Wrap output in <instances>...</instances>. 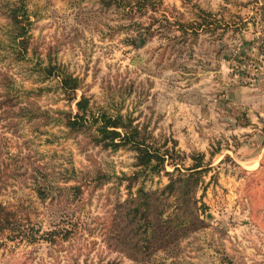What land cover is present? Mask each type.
Instances as JSON below:
<instances>
[{
    "label": "rangeland",
    "instance_id": "1",
    "mask_svg": "<svg viewBox=\"0 0 264 264\" xmlns=\"http://www.w3.org/2000/svg\"><path fill=\"white\" fill-rule=\"evenodd\" d=\"M263 68L264 0H0V264H264Z\"/></svg>",
    "mask_w": 264,
    "mask_h": 264
},
{
    "label": "trees",
    "instance_id": "2",
    "mask_svg": "<svg viewBox=\"0 0 264 264\" xmlns=\"http://www.w3.org/2000/svg\"><path fill=\"white\" fill-rule=\"evenodd\" d=\"M23 15V20H27L28 15L25 13ZM18 17L19 14H12L11 20L14 21V24H18L19 22L21 23L23 21L19 20ZM17 29L19 32H16L15 36L11 37V39L13 41H16V38L23 36V40H25L23 49L27 52V40L28 38H30L29 30L23 24L22 26H18ZM57 69L58 67H56L54 64H51L50 62H48L46 66L40 68V70L43 71L45 75H50ZM59 84H61L62 90L66 91V93H68L70 96L75 94V89L78 85V82L77 78L65 74L62 76ZM87 102V99L82 96L79 100L76 101L77 110L75 113H73L72 111L60 112V114L64 115L63 124L72 130L87 129L91 126H95L97 134L100 136V140L104 141L105 145L111 147H117L126 144L134 145L140 151L139 164L147 165L153 157L158 158V156L156 155L157 152L153 153L148 147H144L142 145L143 139L138 136L137 130H129L127 124L122 121L121 116L114 117L103 112H99L98 115H95L91 110L88 109ZM118 129H120L121 131H119ZM116 139H118V142H115ZM9 214L10 213L7 211L0 213V234H2L7 229H10V231H12V233H15L17 237L25 236V230L22 229L21 222L17 218L10 219L9 217L11 216H9ZM6 223L12 226V228H9Z\"/></svg>",
    "mask_w": 264,
    "mask_h": 264
},
{
    "label": "crops",
    "instance_id": "3",
    "mask_svg": "<svg viewBox=\"0 0 264 264\" xmlns=\"http://www.w3.org/2000/svg\"><path fill=\"white\" fill-rule=\"evenodd\" d=\"M262 76H261V79H260V84H259V88L261 89V92H262V95H264V68L262 69ZM261 107H260V111H261V115H264V101L261 102ZM254 158L256 159H262V162H261V173L264 174V144L262 145L260 151L256 154L253 155ZM259 192L258 194H256V196L258 198H263V200H261L260 202L264 201V183L261 184V187L259 189ZM254 211L256 209V207L254 206ZM260 216H262V214H259ZM261 224V223H260Z\"/></svg>",
    "mask_w": 264,
    "mask_h": 264
},
{
    "label": "built area",
    "instance_id": "4",
    "mask_svg": "<svg viewBox=\"0 0 264 264\" xmlns=\"http://www.w3.org/2000/svg\"><path fill=\"white\" fill-rule=\"evenodd\" d=\"M263 44V42H261Z\"/></svg>",
    "mask_w": 264,
    "mask_h": 264
}]
</instances>
